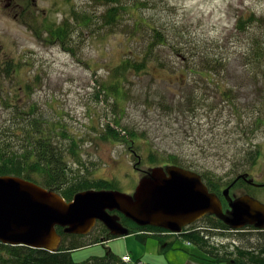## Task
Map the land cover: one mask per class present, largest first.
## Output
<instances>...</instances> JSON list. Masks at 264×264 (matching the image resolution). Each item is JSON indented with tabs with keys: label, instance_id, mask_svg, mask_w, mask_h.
<instances>
[{
	"label": "rangeland",
	"instance_id": "374dc122",
	"mask_svg": "<svg viewBox=\"0 0 264 264\" xmlns=\"http://www.w3.org/2000/svg\"><path fill=\"white\" fill-rule=\"evenodd\" d=\"M261 40L264 0H0V143L17 151L37 125L63 149L71 189L106 179L131 193L169 155L219 193L245 173L263 184L264 61L250 54ZM239 186L264 204V188ZM195 233L208 253L168 235L63 241L87 245L75 263L106 248L130 264H239L250 243L264 253L259 233Z\"/></svg>",
	"mask_w": 264,
	"mask_h": 264
},
{
	"label": "water",
	"instance_id": "95a60500",
	"mask_svg": "<svg viewBox=\"0 0 264 264\" xmlns=\"http://www.w3.org/2000/svg\"><path fill=\"white\" fill-rule=\"evenodd\" d=\"M131 193L111 189L77 192L66 201L55 190L15 176H0V243L57 252L63 234L86 236L101 223L113 238L127 237L130 229L121 216L137 227H156L180 233L187 225L212 216L233 230L252 226L264 230V204L248 194L230 195V185L222 191L227 203L209 191L200 174L169 164L150 167ZM248 173L235 179L247 180ZM243 264V263H239Z\"/></svg>",
	"mask_w": 264,
	"mask_h": 264
},
{
	"label": "trees",
	"instance_id": "16d2710c",
	"mask_svg": "<svg viewBox=\"0 0 264 264\" xmlns=\"http://www.w3.org/2000/svg\"><path fill=\"white\" fill-rule=\"evenodd\" d=\"M94 1L105 2L106 0H94ZM249 18L250 21H253V17H249ZM240 20L241 19L238 20L236 24V28L241 30ZM157 37L158 39L156 42L162 43L163 41H161V36L158 35ZM250 49H251L250 54L252 58L260 59V62L264 61V40H261L259 42L253 41V45ZM201 61L206 64V62L203 59ZM211 61L212 60H210L209 62ZM209 68L210 66L206 64L203 71L205 70V72L208 74ZM202 75L205 76V74ZM28 124H30V128L28 127V131L30 133L29 135L32 138H28V139L26 138L25 140H23L21 143L22 147L20 149H17L16 151L13 150L12 146H7V145L4 146L1 145L0 143V176L10 175L18 178L20 177L29 182L32 181L38 184L39 186H43L48 190L53 189L59 191L60 196L64 198L66 201H71L73 195L79 191H84L87 189H94V190L114 189L113 183L106 179L105 180L95 179L91 183H88L87 181L83 180L81 184L77 183V185H73L72 189L70 187H66V186L64 187L68 168H67V163L65 161V157L62 154L63 149L59 147L58 144H56L52 140V136L50 134H48L47 132H45L44 130H42L40 127L33 124L32 122ZM62 133L64 137L67 136L64 129H62ZM177 162L179 163V160L172 155H169L164 160L165 165L174 164L180 166L176 164ZM186 169H190V168H186ZM31 172H33L34 174L41 175L42 178L38 179L34 177ZM205 183L209 191L215 192L216 194L219 193V191L215 188L216 185H211L207 182ZM119 216L121 217L120 220L121 224L127 227L128 229H130L131 234L146 235V236L166 235L164 233H158L161 232L163 229H158L153 226L137 227L129 219L127 220L125 217L121 215ZM215 221L217 224L215 226L213 225L214 229L215 227L216 228L222 227L224 229L228 228L227 226H224V224L221 223L219 220L215 219ZM97 226H101V224L98 223L95 226L94 231L86 236H80V235H75V236L85 237V238L90 237L91 239H93L92 241L90 240L91 242L88 245L97 244V242H99L101 238H103L104 240L111 239V237L108 235V231L102 226H101L102 231L99 232V234L95 236V238L92 237L94 233H97L96 232ZM57 230L58 233L61 235L63 241L65 236H67V234H63L61 229H57ZM152 231L154 232V234H152ZM183 237L185 238L186 241H190L193 246L195 245L204 253L205 252L208 253V251L205 249L206 240L202 239L197 233L183 234ZM174 238H179V237L175 236ZM161 240L163 239L161 238ZM86 246L87 245L84 244L67 245L63 241L60 247L58 248L57 252L50 253L45 250L43 251L37 249H30L26 246H9L0 243V264H123L119 260V258H117L111 252L110 249H105L106 255H104L103 257H98V258L89 257L87 258V260L81 263L73 262L71 257V251L76 250V248H83ZM136 261H137L136 264H143L137 259ZM251 263L254 262L251 261ZM256 264H263V262L258 261L256 262Z\"/></svg>",
	"mask_w": 264,
	"mask_h": 264
},
{
	"label": "flooded vegetation",
	"instance_id": "af4514ba",
	"mask_svg": "<svg viewBox=\"0 0 264 264\" xmlns=\"http://www.w3.org/2000/svg\"><path fill=\"white\" fill-rule=\"evenodd\" d=\"M137 171H139V169L137 170ZM238 176V175H237ZM248 179H252L253 180V183H257V184H262V183H258V182H255V179L254 178H252V177H250L249 176V173H248V177H247ZM243 183V184H247L249 187H251V188H254V189H260V188H264V187H258V186H253L252 184H249L248 182H247V180H242V179H239V180H236L235 178H234V180L232 181V182H230L227 186L229 187L230 185H232L231 187H230V195H232L231 194V191L235 188V186H238V188H236V189H238L240 192H241V194H245V189H243V187H241V186H239V183ZM226 186V187H227ZM232 189V190H231ZM222 193V192H221ZM221 193H217V195H218V197H219V199H220V201L222 202V207H223V211H225V208L227 207V203L223 200V197H222V194ZM234 194V193H233ZM250 195V194H249ZM256 200H258V199H256ZM260 201V200H259ZM262 202V201H261ZM263 203V202H262ZM210 218H212L211 216H210ZM197 222H195V223H193L194 224V226H197V229H198V231L200 230V233L202 234L203 233V231L204 230H208V231H210V232H213V231H215V230H213V229H209V228H205V227H200L201 225H197L196 224ZM225 226V225H224ZM228 227V226H227ZM222 228V227H221ZM224 229V228H223ZM94 230V229H93ZM219 232H221V233H225L223 236H226L228 233H231V237H236L237 236V232H240V233H242V232H252V233H254V234H256V235H258V233L259 234H261L263 237H264V230H255L252 226H247V227H244V229H239V230H233V229H231V228H226V229H224V230H218ZM207 235V234H206ZM206 235H205V237H206ZM101 239H103V238H101ZM250 243V242H249ZM256 244H253V243H250V245H249V247L246 249V250H244V259H243V261L245 262L244 264H256V262H258V259H260V258H264V253H259V249H257L256 250ZM240 252H243V250H241ZM259 254H263L262 256H258ZM242 257V256H241ZM251 261L252 262H254V263H251ZM229 264H236V262H234L232 259H229ZM240 262V261H239ZM238 262V263H239ZM243 263V262H242ZM263 264H264V262H263Z\"/></svg>",
	"mask_w": 264,
	"mask_h": 264
},
{
	"label": "clouds",
	"instance_id": "9594fccd",
	"mask_svg": "<svg viewBox=\"0 0 264 264\" xmlns=\"http://www.w3.org/2000/svg\"><path fill=\"white\" fill-rule=\"evenodd\" d=\"M87 190H89V189H87ZM56 191V190H55ZM58 193H59V191H57ZM80 192V191H79ZM60 194V193H59ZM57 229H59V228H56V230ZM213 230H215V231H213L216 235H218L219 237L221 236V235H224L225 233H221V232H219L218 230H224L223 228H221V227H218V228H216L215 227V229L214 228H212ZM241 229H244V228H241ZM237 230H239V229H237ZM256 230V229H255ZM222 237V236H221ZM206 238H209V236H208V234L206 235ZM219 243H220V241H219ZM206 249V248H205ZM204 253V252H203ZM204 254H206V252L204 253ZM239 263H242V262H239ZM245 262L243 261V264H244Z\"/></svg>",
	"mask_w": 264,
	"mask_h": 264
},
{
	"label": "built area",
	"instance_id": "2783aa9c",
	"mask_svg": "<svg viewBox=\"0 0 264 264\" xmlns=\"http://www.w3.org/2000/svg\"><path fill=\"white\" fill-rule=\"evenodd\" d=\"M122 260H123L124 262H129V261H130V259L128 258V256H123V257H122Z\"/></svg>",
	"mask_w": 264,
	"mask_h": 264
},
{
	"label": "crops",
	"instance_id": "0c3cea01",
	"mask_svg": "<svg viewBox=\"0 0 264 264\" xmlns=\"http://www.w3.org/2000/svg\"><path fill=\"white\" fill-rule=\"evenodd\" d=\"M125 255H126V254H125ZM120 256H121V255H120ZM120 256H119V257H120ZM71 257H72V256H71Z\"/></svg>",
	"mask_w": 264,
	"mask_h": 264
}]
</instances>
